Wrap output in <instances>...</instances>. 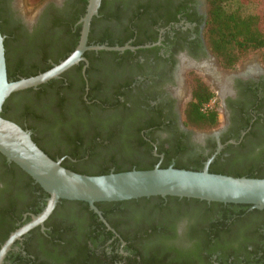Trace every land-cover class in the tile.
Instances as JSON below:
<instances>
[{
  "label": "flooded vegetation",
  "instance_id": "obj_1",
  "mask_svg": "<svg viewBox=\"0 0 264 264\" xmlns=\"http://www.w3.org/2000/svg\"><path fill=\"white\" fill-rule=\"evenodd\" d=\"M19 1L0 0V7L2 21L19 38L14 43L21 49L29 43L30 35L42 34L54 19H68L82 5L81 0H42L26 19ZM116 1L106 0L103 11H113ZM205 2L123 0L124 10L139 3L153 5V20L145 23L142 30L155 41L146 43L149 47L137 48L150 49L138 55L139 67L122 69L112 77L111 83L125 85L129 78L125 90L144 101L136 111L144 122L143 139L158 157L156 165L163 158V154H157L161 146L179 148L195 157L207 156L203 167L212 156L209 165L215 159L222 163L244 159L264 162V64L256 60L239 63L233 70L220 67L203 37ZM131 10L125 12L126 17ZM80 18L75 26L81 24ZM103 25L113 26V23L99 22L96 28ZM57 28L53 31L55 35ZM82 62L84 73L89 62L87 59ZM196 79L212 92L217 88L215 97L204 104L219 111L220 123L210 131L196 130L185 123V107L191 100V85ZM173 164L171 159L170 166ZM161 203L159 209L153 210L125 203L95 205L98 214L89 205L72 206L69 201H59L42 226L27 231L11 245L1 264H159L172 256L183 257L198 250L199 233L204 231L209 234L214 264L220 261L230 264L233 260L230 252L237 245L239 249L245 245L252 249V240L256 238L260 251L250 256L251 264H258L255 260L264 258V214L252 213L256 208L225 216L221 207L210 210L212 206H176L166 200ZM41 208L37 206V210ZM34 209L22 211L13 226L18 228L29 221ZM214 230L219 233H211ZM217 243L222 244V250ZM238 257L244 261L243 256Z\"/></svg>",
  "mask_w": 264,
  "mask_h": 264
},
{
  "label": "trees",
  "instance_id": "obj_2",
  "mask_svg": "<svg viewBox=\"0 0 264 264\" xmlns=\"http://www.w3.org/2000/svg\"><path fill=\"white\" fill-rule=\"evenodd\" d=\"M105 1L101 2L99 17L94 16L91 20L88 44L122 46L131 40L130 44L137 46L155 41L153 36L142 30L145 23L153 20V5H131L128 7V10L132 9L131 13L126 17L125 12L128 10L123 9V0H117L113 11L109 13L104 12ZM81 2V7L68 19H54L42 34L35 32L30 35L31 39L25 49L14 43L19 38L6 29L0 7V31L4 36L9 80L46 71L53 63L57 64L74 50L81 29V24L75 26V22L84 15L87 0ZM205 4L203 37L220 67L233 70L251 52H259L261 62L264 63V0H206ZM105 21L112 22L113 26L103 25L96 28L99 22ZM55 27H58V35L53 32ZM147 51L150 49L124 52L85 51L83 56L89 64L84 73V62L80 61L67 69L61 78L48 80L36 88L13 92L4 102L1 116L28 129L33 141L50 158L56 160L64 156L62 166L74 172L103 175L133 169H152L156 166L158 157L153 155V147L143 139L141 130L145 126L139 118L141 113L136 111L142 108L144 101L125 90L129 78L125 85L111 83L112 77L122 69L131 68L133 65L139 67L136 64L137 57ZM191 92V100L184 113L186 125L201 131L216 128L220 123L219 111L215 106L204 107L214 96V92L198 79L192 83ZM157 154H163L158 164L160 168L169 167L171 159H174L175 168L200 171L203 169V161L207 159V156L195 157L182 153L179 148L162 146L157 149ZM208 171L236 177L264 178V162L244 159L222 163L215 159L208 166ZM47 197L48 193L28 174L13 162H8L0 153V244L16 229L13 223L21 212L29 207L36 208L35 214L40 212ZM165 200L166 203L176 206H212L210 210L221 207L225 216L242 213L250 207L248 204H225L176 196H150L96 202L95 205L119 206L125 203L153 210L159 209L161 202ZM60 201H69L72 206H88L84 201ZM37 206L42 208L37 210ZM252 213L264 214V208L254 209ZM204 232L199 233L202 245L197 244L198 250L185 253L186 256L183 257L172 256L168 261H160L159 264H214L209 234ZM211 233L219 232L214 230ZM252 246V249H248L247 245L239 249L237 245L230 252L233 255L230 264H251L250 256L257 255L260 251L257 238L252 240ZM217 247L221 249L223 246L217 243ZM239 254L244 257V261L239 259ZM255 262L264 264V258ZM219 264L226 263L220 261Z\"/></svg>",
  "mask_w": 264,
  "mask_h": 264
},
{
  "label": "water",
  "instance_id": "obj_3",
  "mask_svg": "<svg viewBox=\"0 0 264 264\" xmlns=\"http://www.w3.org/2000/svg\"><path fill=\"white\" fill-rule=\"evenodd\" d=\"M102 0H88L80 18V35L74 50L63 60L43 72L29 77L9 80L6 70L4 36L0 31V153L13 162L46 193L44 208L31 219L12 231L0 247V264L11 245L32 228L43 225L57 203L62 200L84 201L100 214L96 202H113L150 196H176L195 198L207 202L248 204L251 208H264V178L230 176L208 171L209 158L200 171L173 166L152 169L110 172L86 175L65 168L60 159L50 158L32 139L28 129L1 116L2 106L10 94L27 88H36L48 80L58 78L71 66L85 61L88 50H134L144 46L130 44H88L91 20L98 15ZM102 218V217H101ZM103 219V218H102ZM104 220V219H103Z\"/></svg>",
  "mask_w": 264,
  "mask_h": 264
},
{
  "label": "rangeland",
  "instance_id": "obj_4",
  "mask_svg": "<svg viewBox=\"0 0 264 264\" xmlns=\"http://www.w3.org/2000/svg\"><path fill=\"white\" fill-rule=\"evenodd\" d=\"M41 1L42 0H40V1H36V0H21V1H19V3H18L19 8H20L23 16L26 19L29 18L35 12V10L38 8L37 4L40 3ZM256 60H259V62H261L259 52H251L245 57V59L242 62H253ZM242 62H240V63H242ZM262 64H264V63H262ZM215 90H217V88L214 87V97L216 95Z\"/></svg>",
  "mask_w": 264,
  "mask_h": 264
}]
</instances>
